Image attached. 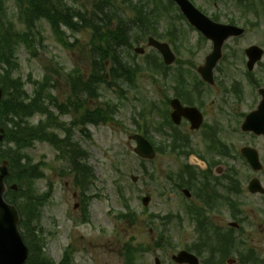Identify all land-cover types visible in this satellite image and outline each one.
Masks as SVG:
<instances>
[{
	"label": "rangeland",
	"instance_id": "1",
	"mask_svg": "<svg viewBox=\"0 0 264 264\" xmlns=\"http://www.w3.org/2000/svg\"><path fill=\"white\" fill-rule=\"evenodd\" d=\"M94 1L76 0V3L79 6L86 5L91 9V4ZM141 1L144 2V5L147 3L150 9L155 7L154 0ZM163 1L167 2V0ZM232 1L194 0V3L206 12L213 13L223 9L220 11L231 13L234 11ZM5 5L6 12L8 9L10 12L9 19L15 23L17 30L19 32L25 30L15 14L17 9L14 2L6 0ZM112 6L114 12L111 15L117 13L119 20L122 21L123 18L126 23L132 26L131 36L139 33L135 39L130 38L129 40L133 43L132 48L130 45L127 47L124 44H121L120 47L124 59L131 64L134 63L138 70L133 78V83L125 80L127 76H124L117 82L120 87L114 86L110 90L103 89L99 99L86 103L90 109L102 105L103 101L118 104L119 111L115 115L114 123L90 124L87 127V132L76 129L75 135H73L74 140L87 149L88 163L95 170L96 182L90 190L93 197L90 201L91 220L89 223L82 222L84 213L79 189L74 186V171L67 151L69 143L67 146L62 143L60 147H57L43 140L37 141L32 148L27 149L25 155L30 156L35 164L45 163L40 168L45 177L36 180L33 192L38 195L46 192L49 183L54 186V192L42 207L41 217L34 220L33 224L40 230L47 256L55 262H60L64 252L68 250L67 248L72 247L75 249L76 264H128L124 254L129 242H133L134 248L141 249L137 250L135 254V264H156V258L160 259L161 264H172V254L191 242L184 237L182 241H174V244L178 245L177 249L171 248L167 242L166 224L172 221L166 220V217L163 218L172 214L173 216L183 215L180 198L168 197L170 193H178L174 189L175 187L169 185L168 173L180 166L181 158L160 150L153 160L142 161L135 154V143L129 139V136L136 133V130L144 124V120L138 118V111L150 108L153 92L163 91V79L152 73V66L149 69L147 67V61H152L150 56L152 53H156L148 44V38L152 36L149 33L152 32V20L158 33L168 34L172 31L177 34L174 44H170L168 39L162 40L172 46L177 59L183 61V65L190 66L186 73L188 74L192 69L189 74L192 78H195L197 67L202 65L206 55L211 51V47L209 44L201 42L200 34L189 25L186 19L177 18L168 11L167 15L164 13V16L152 15L148 19L149 22H145V26H142L140 21L135 22L136 14L132 9H129L124 0H114ZM173 12L178 14L176 8H173ZM171 18H175L174 21ZM108 26L115 30L119 26V21L108 24ZM37 27L34 38H31L30 47L28 49L21 47L18 51L16 75L24 79L26 89L28 92H32L34 89L32 81H40L46 73L50 74L57 82L53 94L59 98L61 103H66L70 97L69 73L80 70V73L87 77L91 73V65L95 57L92 32L91 30L80 32L68 30L64 38L74 47L67 48L57 40L47 21L40 22ZM144 37H146L145 40H143ZM168 38L172 37L168 35ZM252 44L264 48V34L244 35L234 45H228L226 53L229 55L232 53V48L236 50L238 67L226 68V63H221L218 68L226 70L231 79L233 77L243 78L245 67L240 65L244 57L242 52L244 48ZM136 47H143L144 54L135 53L134 48ZM188 61L192 63L189 64ZM193 64L196 65V68L192 67ZM109 65L110 63L108 67L111 70L112 65ZM186 66L184 67L189 68ZM218 72L221 73L217 70V77ZM131 75L130 73L129 77ZM153 76L160 84H154ZM167 91H173L172 87ZM73 116L70 113L64 119L61 117L60 120L62 123L71 124ZM134 116H137V120H134ZM40 118L37 115L32 119V123L36 124ZM155 118L160 119L157 115L153 118L152 115L148 117V134L159 140L161 138H158L157 135L155 137L156 133L152 128V119L155 122ZM142 129L145 130L144 127ZM53 130L59 138L67 139L65 129ZM88 132L90 136L86 135ZM243 136L240 134L236 137L232 133L233 138H230V145L238 150L243 145L256 146L261 159H264V138L251 140L249 137ZM194 137L197 139V134H194ZM8 147L5 144L2 146L0 143V150L6 151ZM197 147L203 149L201 143H198ZM162 149L164 150V147ZM14 175L16 174H12L10 181L18 186V182L12 179ZM132 175L139 177L137 182L132 180ZM146 195L151 197L148 206H144L142 203V197ZM123 196L129 200L131 209L136 213L134 220L118 217L119 214L128 213L122 202ZM224 218L227 220L226 217ZM185 242L188 243L185 244Z\"/></svg>",
	"mask_w": 264,
	"mask_h": 264
},
{
	"label": "flooded vegetation",
	"instance_id": "2",
	"mask_svg": "<svg viewBox=\"0 0 264 264\" xmlns=\"http://www.w3.org/2000/svg\"><path fill=\"white\" fill-rule=\"evenodd\" d=\"M232 4L234 11L231 13L214 11L207 14L216 23L244 28L243 36L264 34V0H233ZM241 37H231L224 44L218 66L226 63V68L238 67L236 50L232 48L230 55L226 52L228 45H234ZM205 43L212 51L213 42L206 40ZM248 47L243 49L244 57L240 63L245 67L243 78L231 79L226 70L217 66L211 83L204 82L200 90L152 93V110L160 118L155 121L158 130L154 131L155 137L161 139L152 138L155 146L186 143L197 148L201 143V146L212 148L217 142L229 143L232 133L251 140L264 138L255 132L264 128V53L256 66H249ZM217 70L222 75L218 72L217 77ZM168 87L173 89L172 85ZM174 99H178L183 107L198 109L202 122L198 130H193L192 121L185 117L179 125L173 122ZM261 104V119L250 122L249 132H243L245 120L257 112ZM160 111L165 117L160 116ZM162 127L166 132L159 130ZM181 158V172L176 174L178 180L169 179V185L173 187L182 180L181 194L170 193L168 197L180 198L183 215L180 225L169 226V240L186 237L198 241L202 264H207L206 260L211 257L210 264H264V159H260L261 170L256 171L249 159H218L213 154L202 159ZM221 166L225 169L223 172ZM252 184H257L255 190Z\"/></svg>",
	"mask_w": 264,
	"mask_h": 264
},
{
	"label": "trees",
	"instance_id": "3",
	"mask_svg": "<svg viewBox=\"0 0 264 264\" xmlns=\"http://www.w3.org/2000/svg\"><path fill=\"white\" fill-rule=\"evenodd\" d=\"M13 1L17 3L20 20L26 30L24 32L16 30L14 23L10 22L6 16V0H0V84L5 92L0 107V127L5 130L4 142L1 145L9 146L6 151L0 150V162L2 160L9 162L11 171L17 175H14L12 179L18 182V190H9L6 197L20 211V229L23 231L24 240L30 250L26 264H72L71 249L66 250L62 260L58 263L47 256L40 230L33 224L34 220L41 217L42 207L52 195V188L44 194L38 195L33 192L36 180L44 176L40 168L45 163L35 164L30 156L25 155V151L32 148L36 141H48L57 147H60L62 143L64 146L69 143L67 151L74 171V186L83 195L90 190L95 174L92 165L88 163V152L73 138L77 121L72 124L62 123L60 116L55 114L52 108L58 110L60 115L69 114L73 109L80 113V110L83 109V119L88 117L94 124L111 121L117 106L106 103L105 108L89 111L85 110L84 102L89 98H98L102 87L106 89L114 86L120 87L117 82L124 76H127L125 80L133 83L131 77L134 70L123 61L120 50L121 44H129L132 37L130 33L132 26L126 23L123 18L122 21L119 20L117 13L111 15L114 12L112 6L114 0H95L91 4V9L86 5H77L76 0ZM124 3L135 12V22L140 21L142 26H145V22H149L148 19L152 15L164 16L172 4L167 3L166 5L161 0H154L155 7L150 9L148 4L146 3L145 6L141 0H124ZM42 21L49 23L57 40L67 48L74 47L64 38L68 30L80 32L91 29L92 31L95 57L92 62L91 74L86 78L80 73V70L69 73L71 96L66 103H61L52 94L55 82L50 74H45L41 81H32L34 85L32 92H28L26 84L20 76H14L18 68L17 46L24 44L29 48L31 38H34V32L38 28L37 25ZM115 21H119V26L114 30L108 24ZM149 33L158 34L153 20L152 32ZM138 35L139 33H136V37ZM107 61H110L112 65L109 70L110 80L106 76ZM130 73L132 75L129 77ZM37 115L44 116V118L33 124L32 119ZM59 128L65 129L67 139L59 138L53 130ZM83 131L86 132L85 129ZM8 182L12 183L10 179ZM89 200L90 197H86L83 204L85 222L90 221ZM124 204L128 207L126 202ZM136 252L137 249L131 244L126 247L125 256L128 264H135Z\"/></svg>",
	"mask_w": 264,
	"mask_h": 264
},
{
	"label": "water",
	"instance_id": "4",
	"mask_svg": "<svg viewBox=\"0 0 264 264\" xmlns=\"http://www.w3.org/2000/svg\"><path fill=\"white\" fill-rule=\"evenodd\" d=\"M181 11L193 22V24L203 31L208 37L214 40L215 50L214 53L208 58V65L200 68V72L203 74L206 80H211L213 76V68L216 65V62L220 56L221 46L224 40L229 36V31L226 28H212L210 21L205 19L191 4L188 0H174ZM213 29V30H212ZM229 29V28H228ZM150 45L155 46L163 55L167 64H170L174 61L175 57L170 50V47L167 43H161L154 39H150ZM137 52H143V49H137ZM248 54L252 57V60H255L259 57L258 48L252 47L248 49ZM3 97V90L0 87V104ZM174 116H180L177 113ZM244 129H247L245 124ZM257 132H261L257 131ZM3 137L0 135V139ZM137 140L138 146L135 149V152L140 156L145 158H153L154 150L152 145L142 136L137 135L134 137ZM245 155L249 159H253L252 163L256 164L257 155L256 152L250 150L248 152L244 151ZM10 175L7 162H3L0 165V264H25L29 257V249L25 245L22 235L19 231V221L20 214L17 207L13 204H10L5 199V193L7 191V186L5 184V178ZM136 180V178H134ZM15 188V186L13 187ZM150 201L149 197L144 198V203L148 204ZM187 254L181 253L177 257L178 262H190L196 264L195 261L187 258ZM190 257V256H189ZM193 259V258H192ZM157 264H160L157 260Z\"/></svg>",
	"mask_w": 264,
	"mask_h": 264
}]
</instances>
